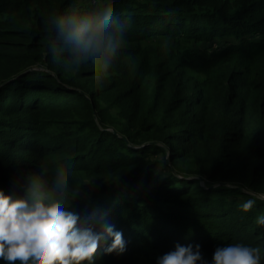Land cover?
<instances>
[{
    "label": "trees",
    "instance_id": "1",
    "mask_svg": "<svg viewBox=\"0 0 264 264\" xmlns=\"http://www.w3.org/2000/svg\"><path fill=\"white\" fill-rule=\"evenodd\" d=\"M70 5L129 21L99 83L46 54ZM58 174L127 240L92 264H154L176 242L264 249V0H0V188Z\"/></svg>",
    "mask_w": 264,
    "mask_h": 264
},
{
    "label": "clouds",
    "instance_id": "2",
    "mask_svg": "<svg viewBox=\"0 0 264 264\" xmlns=\"http://www.w3.org/2000/svg\"><path fill=\"white\" fill-rule=\"evenodd\" d=\"M46 26L50 60L62 61L73 80L99 83L122 53L129 21L115 14L89 19L70 5L50 16ZM79 185L74 187L62 174L47 186L29 176L10 178L9 190L0 188V264H92L98 248L123 254L127 240L105 214L73 207ZM255 203L247 199L239 207L248 211ZM256 220L264 225V215ZM200 247L198 242H176L157 254L154 264H264V249L259 245H217L210 259L202 256Z\"/></svg>",
    "mask_w": 264,
    "mask_h": 264
},
{
    "label": "rangeland",
    "instance_id": "3",
    "mask_svg": "<svg viewBox=\"0 0 264 264\" xmlns=\"http://www.w3.org/2000/svg\"><path fill=\"white\" fill-rule=\"evenodd\" d=\"M217 42H215L214 44H216Z\"/></svg>",
    "mask_w": 264,
    "mask_h": 264
}]
</instances>
